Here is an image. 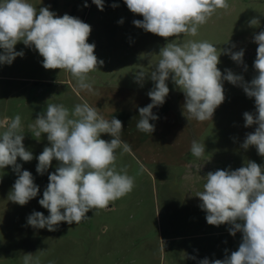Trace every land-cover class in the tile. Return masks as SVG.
Returning a JSON list of instances; mask_svg holds the SVG:
<instances>
[{"label": "clouds", "instance_id": "1", "mask_svg": "<svg viewBox=\"0 0 264 264\" xmlns=\"http://www.w3.org/2000/svg\"><path fill=\"white\" fill-rule=\"evenodd\" d=\"M92 3L103 11L104 0H92ZM124 3L132 13L143 17L133 21L136 27L165 39L181 35L196 37L200 27L217 10L227 11L230 7L228 0H124ZM118 23L122 24L123 20ZM248 23L255 27L260 21L253 17ZM91 31V26L81 19L68 14L57 16L49 7L37 9L28 0H0V49L3 50L0 65H11L16 57L24 56L23 51L15 50L22 42L38 51L46 70L70 73L75 79L77 94L96 95L89 74L98 70L103 61L95 55V44L88 43ZM254 42L258 45L254 61L257 74L250 82L231 70L222 73L218 68L221 51L208 41L167 43L160 49V58L150 72L142 69L135 72L137 82L142 84L146 77L154 82L148 92L151 103L139 108L136 128L149 134L155 131L150 121L159 117L152 110L165 103L170 91L169 79L184 93L187 119L199 122L212 120L216 109L225 101L223 85L227 81L242 87L247 97L255 100V113L245 112L243 116L245 127H257L246 134L241 147L247 150L254 146L258 155L264 157V31L254 35ZM222 51L237 65H244L243 49ZM244 70L247 71V65ZM0 127L4 129L0 132V169L12 166L18 175L8 199L24 206L37 197L40 189L30 171H21L17 159L30 162L33 154L23 144L19 115ZM28 128L37 140L47 134L50 144L37 157V173L43 175L53 160L58 162L39 200L49 215L34 211L27 217L29 226L52 232L61 222L80 224L89 218L86 215L89 211L108 208L135 187L134 177L128 175L127 168L118 170L116 165L117 150H121V154L132 151L121 138L122 121L106 119L87 101L76 104L71 111L63 104H48ZM102 134H108L111 140L102 139ZM190 151L197 159L202 158L206 153L205 145L193 140ZM203 178L206 181L203 190L195 196L206 212L207 223L230 225L229 233L235 236L240 232L242 241L238 249L224 259L204 258L200 264H264V166L249 160L236 170H216ZM23 264L39 262L33 260V254L27 253Z\"/></svg>", "mask_w": 264, "mask_h": 264}, {"label": "rangeland", "instance_id": "2", "mask_svg": "<svg viewBox=\"0 0 264 264\" xmlns=\"http://www.w3.org/2000/svg\"><path fill=\"white\" fill-rule=\"evenodd\" d=\"M55 1L58 8L70 9L68 15L91 26L88 43L95 44V55L103 61L98 70L89 74L91 83L112 84L113 87L122 79H131L112 75L116 70H133L127 58L135 54L133 51L129 56L125 54V40L140 43L142 56L150 55L155 46L161 45L162 37L151 33L152 41H148L145 39L147 32L131 24L143 17L132 13L124 0H104L103 11L92 0H67L64 5L61 0ZM113 4L117 7H112ZM228 4L229 9L217 10L200 27L196 37L181 35L182 43L197 40L216 45L221 51L218 64L221 72L231 70L242 75L245 82H250L257 74L254 61L258 45L254 42V35L264 31V0H228ZM253 17L260 23L250 27L248 22ZM121 19L130 22L129 29H109L101 25L118 23ZM223 49H243L247 71L244 65H237L224 54ZM15 50L23 51L24 56L16 57L11 65H0V124L16 115L21 117L23 144L32 152L33 159L24 162L18 158L17 163L21 165V171L32 173L40 191L24 206L10 201L8 194L18 175L12 166L0 169V264H23L27 253L33 254V260H38L39 264H200L204 258L210 261L224 259L238 249L242 241L240 232L232 236L228 230L230 225L207 223L206 212L199 206V197L195 196L203 190L204 183L197 180L195 172L189 173L178 166L148 164L132 148L130 153L123 154L117 150L116 161L118 170L126 167L128 175L134 177L135 187L130 193L106 209L89 211L86 214L89 218L77 225L61 222L52 232L47 228L29 226L27 217L34 211L49 215L39 200L43 198L48 176L55 172L58 162L53 160L43 175L37 173V157L50 144L47 134L37 140L28 125L34 123L48 104H63L71 111L76 104L87 99L82 92L77 94L74 91L75 79L70 73L59 69L46 70L42 66L43 57L34 48L20 42ZM115 55L121 59H115ZM157 62L153 57L148 72ZM136 63L138 66L141 62ZM147 80L153 88L154 82L150 77ZM167 85L170 91L166 99L181 91L171 79ZM223 86L225 101L216 109L212 120L195 127L196 141L204 143L207 156L222 162L219 170L238 169L249 160L264 166V157L258 155L254 146L247 150L241 147L246 134L254 132L257 127L244 126L243 114L256 111L254 98L247 97L240 86L227 81ZM112 94L108 96L112 97ZM3 130L0 127V132ZM127 136L123 126L121 138L128 143ZM101 138L111 140L108 134H102Z\"/></svg>", "mask_w": 264, "mask_h": 264}, {"label": "crops", "instance_id": "3", "mask_svg": "<svg viewBox=\"0 0 264 264\" xmlns=\"http://www.w3.org/2000/svg\"><path fill=\"white\" fill-rule=\"evenodd\" d=\"M67 0H61L64 5ZM29 3L37 7H49L51 11L55 12L57 16L67 14L69 8H58L55 0H28ZM129 23H104L109 29L130 28ZM133 24V23H131ZM130 24V25H131ZM134 25V24H133ZM138 28V27H136ZM145 39L152 41V34L147 32ZM144 40V39H143ZM164 40V41H163ZM176 40L177 43H182V37H170L168 39L162 38L160 46H155L150 55H143L141 53L142 46L140 43L126 42L125 54L133 51L135 55L129 56L127 61L130 68L133 70H116L113 76L117 78L131 77L129 81L121 80V83L116 86L112 84L100 85L93 81V88L96 95L82 92L90 105L97 108V110L106 118H116L122 121L124 128L127 130L128 144L141 157L143 161L150 164L178 166L187 170L189 173H196L197 180L205 183L207 173L219 170L221 163L219 159L211 158L204 154L202 158L197 159L190 151L191 143L197 137L195 127H199L202 122H197L195 119H187L188 113L184 111L185 96L182 91H176L165 99L162 106L154 107L153 114L159 118L150 123L155 125V131L152 134L140 132L136 128L139 117V108L147 106L151 103L148 92L152 88V84L147 80L137 82L135 72L144 70L148 72L152 65L153 57L159 60V51L167 43ZM166 42V43H163ZM156 50V51H155ZM155 55V56H153ZM120 60L119 55L114 57ZM126 61V60H125ZM135 61V62H133ZM136 61L141 63L137 66ZM131 86V87H129ZM113 93L112 97L108 94ZM198 140V139H197ZM191 170V171H190ZM233 170H236L233 169ZM194 177V176H193Z\"/></svg>", "mask_w": 264, "mask_h": 264}]
</instances>
